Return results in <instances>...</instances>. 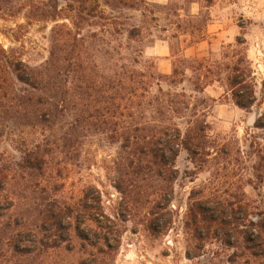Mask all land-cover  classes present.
<instances>
[{"label": "rangeland", "instance_id": "1", "mask_svg": "<svg viewBox=\"0 0 264 264\" xmlns=\"http://www.w3.org/2000/svg\"><path fill=\"white\" fill-rule=\"evenodd\" d=\"M145 1L124 11L145 38L123 37V52L141 49L152 72L169 75L174 62L175 84L161 86L180 94L182 111L173 152L164 144L145 155L141 144L140 156L121 136L125 106L116 125L108 110L109 35L80 27L103 39L92 67L102 117H88L80 79L74 109L49 123L17 69L45 63L55 27H72L65 17L78 3L0 0V264H264V0ZM185 58L204 62L199 78L210 85L197 88ZM158 96L153 84L141 97V124L155 123Z\"/></svg>", "mask_w": 264, "mask_h": 264}, {"label": "trees", "instance_id": "2", "mask_svg": "<svg viewBox=\"0 0 264 264\" xmlns=\"http://www.w3.org/2000/svg\"><path fill=\"white\" fill-rule=\"evenodd\" d=\"M74 1L78 3V6L69 4L67 11L72 14L70 13L65 17L71 21L72 27H69L67 23H62L55 27L49 58L39 66H28L27 71L19 67L17 69V77L34 89L35 97L37 96L35 104L46 106L43 113L47 116L46 120L49 123H54V118L63 111L74 109L76 101L71 95L77 92L78 85L76 83L82 79L85 90L82 95L88 101L89 110L90 108L92 109L88 112V117L98 119L103 115L100 103L102 102L101 93L104 92L102 89L104 84H101V82L97 83V73L92 67L96 66L94 60L97 59L100 51L97 46H100L101 41H103L99 35L100 33H107L109 35V49L107 52L111 63V75L107 79V86L110 92L108 97L110 108L107 109L115 117L112 122L116 125V117L121 107L120 102L126 108L127 114H120L127 117L123 129L124 132L121 134L124 144L129 147H138L134 153L140 156L141 144L145 155L148 154L149 149L153 155H157L155 148L164 144L172 151V144L179 141L181 137L176 118L180 117L178 114H180L182 109L177 107L179 102L175 98L179 97L180 94L172 93L171 90L165 92L161 83L165 81L170 85L175 84L176 74L179 73L178 67L173 62V71L169 75L152 72L147 68L146 64L141 63V49L130 55H125L123 52L125 46L123 37L127 44L136 41L141 43L145 38L143 26L141 24L130 25L128 22L130 17L126 16L124 11L128 9L143 11L144 6L147 8L148 3L145 0ZM205 1L211 5L215 0ZM164 8L170 9L171 4L166 5ZM74 10H76L75 13ZM84 23H91L89 24L90 26L99 25L100 33L89 31L83 34L80 31V27ZM165 29L169 31L168 27ZM183 34H186V32H183ZM171 51L174 56L172 45ZM184 61L185 64L191 65L193 70L196 71L198 78L201 71L207 68L203 65L204 62L196 65L195 59L185 58ZM141 65H143L142 70ZM81 69L83 70L82 74L79 73ZM234 70H236V67H234ZM182 74L185 75V71ZM229 81L231 89L236 95L235 87L241 82L238 81L236 75H231ZM153 84L159 87L160 96L156 97L159 114L154 119L156 120L155 123L147 120L141 124V97L146 101L150 93V87ZM195 85L197 88L199 86L204 88L210 84L208 81L200 80L199 78ZM37 92L42 94L37 95ZM181 95L183 97L186 96L185 93ZM236 96L237 104L244 108L248 106L246 102L241 100L242 98L238 95ZM32 99L34 98L32 97ZM181 103L184 105V109L189 108L185 100ZM147 105H149V102H147ZM181 118H183V115ZM189 125L190 131L197 133L200 130L199 125L195 121L189 122ZM175 131L178 132L174 134ZM113 132L115 138H117L119 136L117 129L113 130ZM162 156H165V154L162 153Z\"/></svg>", "mask_w": 264, "mask_h": 264}, {"label": "water", "instance_id": "3", "mask_svg": "<svg viewBox=\"0 0 264 264\" xmlns=\"http://www.w3.org/2000/svg\"><path fill=\"white\" fill-rule=\"evenodd\" d=\"M250 122H253V117H251V120H250Z\"/></svg>", "mask_w": 264, "mask_h": 264}]
</instances>
